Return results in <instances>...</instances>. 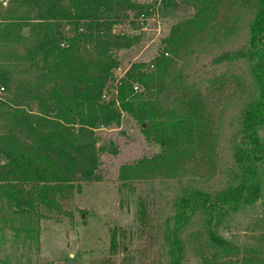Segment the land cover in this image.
Instances as JSON below:
<instances>
[{
    "label": "trees",
    "instance_id": "obj_1",
    "mask_svg": "<svg viewBox=\"0 0 264 264\" xmlns=\"http://www.w3.org/2000/svg\"><path fill=\"white\" fill-rule=\"evenodd\" d=\"M251 1L246 39L235 52L219 56L240 60L252 84L227 140L231 173L218 189L190 186L174 196L160 223L165 264H184L185 230L193 220L200 222L203 264H264L258 244L264 233L255 244H238L219 232L240 210L257 202L264 207V0ZM184 2L194 9V20L183 33L201 27L214 4ZM158 4L157 11L179 6L174 0ZM153 11L138 0H0L1 243L3 231L10 230L12 242L36 244L41 208L58 211L60 198L101 178L100 157L116 148L102 142L99 130L132 120L160 147L156 155L119 167L122 187L170 168L199 137L195 104L165 109L161 103L162 83L152 77L165 66L163 55L147 65L130 62L116 73L120 51L141 34L117 27L125 20L134 27L133 18L145 19ZM175 39L163 40L167 50ZM136 214H143L142 204Z\"/></svg>",
    "mask_w": 264,
    "mask_h": 264
},
{
    "label": "rangeland",
    "instance_id": "obj_2",
    "mask_svg": "<svg viewBox=\"0 0 264 264\" xmlns=\"http://www.w3.org/2000/svg\"><path fill=\"white\" fill-rule=\"evenodd\" d=\"M138 1L154 11L145 19L133 18L134 27L126 20L117 27L141 34L132 47L120 51L116 73L120 75L130 62L147 65L154 56L163 55L165 66L152 77L162 83L161 103L165 109L195 104L199 137L170 168L160 167L122 187L119 167L156 155L160 147L144 137L132 120H122L119 128L99 130L102 142L112 141L116 148L115 154L102 153L101 178L82 182L60 198L58 211L41 208L36 244L12 242V232L4 230L0 264H165L160 223L171 212L174 196L185 187L214 190L227 181L232 169L227 140L252 84L240 60H219V56L235 52L246 39L253 3L212 0L211 16L201 27L196 24L183 33L194 20V9L184 0H174L179 5L175 9L160 11L155 9L159 0ZM173 37L175 44L167 50L163 40ZM148 68L154 71L152 65ZM141 204L140 217L136 212ZM263 217L264 207L257 202L233 214L219 232L238 244H255L257 235L264 233ZM199 229L200 222L193 220L185 230L184 264H203ZM258 244L264 248V236Z\"/></svg>",
    "mask_w": 264,
    "mask_h": 264
},
{
    "label": "built area",
    "instance_id": "obj_3",
    "mask_svg": "<svg viewBox=\"0 0 264 264\" xmlns=\"http://www.w3.org/2000/svg\"><path fill=\"white\" fill-rule=\"evenodd\" d=\"M133 89H134V90H137V87L133 86Z\"/></svg>",
    "mask_w": 264,
    "mask_h": 264
}]
</instances>
